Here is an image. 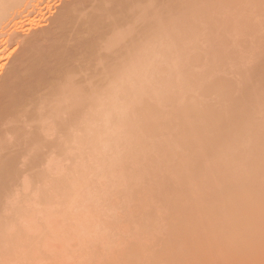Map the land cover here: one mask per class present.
Listing matches in <instances>:
<instances>
[{
	"label": "rangeland",
	"instance_id": "374dc122",
	"mask_svg": "<svg viewBox=\"0 0 264 264\" xmlns=\"http://www.w3.org/2000/svg\"><path fill=\"white\" fill-rule=\"evenodd\" d=\"M0 264H264V0H0Z\"/></svg>",
	"mask_w": 264,
	"mask_h": 264
},
{
	"label": "bare ground",
	"instance_id": "6f19581e",
	"mask_svg": "<svg viewBox=\"0 0 264 264\" xmlns=\"http://www.w3.org/2000/svg\"><path fill=\"white\" fill-rule=\"evenodd\" d=\"M11 1H13V2L15 1V2H16V0H11ZM69 22H70V21H69ZM63 23H64V21L62 22V24H63ZM62 24H61V25H62ZM70 24H72V23H70ZM67 25H69V24H68V21H67ZM67 25H66V21H65V26H67ZM62 27H63V25H62Z\"/></svg>",
	"mask_w": 264,
	"mask_h": 264
}]
</instances>
